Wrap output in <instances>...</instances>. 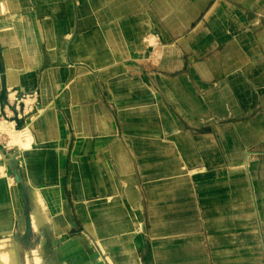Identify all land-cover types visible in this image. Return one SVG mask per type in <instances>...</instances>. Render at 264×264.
I'll list each match as a JSON object with an SVG mask.
<instances>
[{
	"label": "crops",
	"instance_id": "0c3cea01",
	"mask_svg": "<svg viewBox=\"0 0 264 264\" xmlns=\"http://www.w3.org/2000/svg\"><path fill=\"white\" fill-rule=\"evenodd\" d=\"M4 90L38 106L0 188L17 247L264 264V0H0ZM30 190L56 191L66 220L35 232Z\"/></svg>",
	"mask_w": 264,
	"mask_h": 264
},
{
	"label": "rangeland",
	"instance_id": "374dc122",
	"mask_svg": "<svg viewBox=\"0 0 264 264\" xmlns=\"http://www.w3.org/2000/svg\"><path fill=\"white\" fill-rule=\"evenodd\" d=\"M16 96V94H15ZM29 101L30 99L28 100H25L24 103L25 105H27V107L24 109L25 112L28 111L29 107H28V104H29ZM15 110L17 114H19L18 116H21V107L19 108V106L17 104H15V102H13L12 104L9 105V110H6L5 109V102H2L0 103V124H5L7 122H5V118L4 116L7 118H12L11 116V112L12 110ZM11 110V111H10ZM36 110V109H34ZM34 112V111H33ZM33 112L30 113V114H27L25 117H23V121H22V127H21V130H26L25 132L28 133L29 137H30V140H29V143H30V147L27 149V150H30L33 145H34V139H33V136H32V130L33 129H27V124H26V120L28 118H31L32 115H33ZM3 125H0V128H2ZM10 127V126H9ZM20 132V131H19ZM22 138H20V135L12 132L11 133V136L10 134L8 135V139L6 137V135H0V144L3 143L1 146H0V151L2 152V154L6 157L4 158H1L0 157V168L3 169L4 173L3 175L1 174V177L4 176V182L6 183V188L9 187L11 188V183L6 175V169L7 167L10 168V164L11 162H13L14 164L18 161L20 162L21 159L20 157H16L15 155H13V153L11 152V150H18V152H21V151H26L25 148H22L21 145H20V142ZM23 140V139H22ZM6 141H8V143L6 144ZM6 147L8 148V152L4 150V148L6 149ZM1 172V171H0ZM29 198H30V205H31V212L29 214V221H30V215L32 214V211H33V207H35V202H38L40 201L42 206H44V211H45V214L42 218V224L41 225H45V224H48L49 223V218H50V215L55 219H62V220H66V218L68 217V211L65 210L64 208L62 209H56L55 210V206H56V203L59 204V199L57 198L58 194L56 195V191L53 192V191H42L41 193L38 192L37 190H30V193H29ZM62 201V199H61ZM56 216V217H55ZM20 226H21V223H20ZM8 228V225H3V228ZM40 228H36V229H33L35 232L39 231ZM20 230L22 231V228H20ZM33 235H31V238H29L28 240H26L23 244L24 246H18L17 247V244L16 242L13 240L12 236H11V230L9 229H6V230H3L2 232H0V238H7V244L6 246L7 247H12L14 248L15 250V253L12 254V259H14V261L18 264H54V261H53V258H52V255L49 254V255H46L44 254V249H40V245L37 246V240H34V237H32ZM36 236V235H35ZM23 249H26L24 250L23 252ZM73 249V248H71ZM19 252H20V255H19ZM81 258H84L83 256L82 257H79V259ZM97 262L95 264H104L102 259L100 258V256H97L93 261H96ZM8 261V260H7ZM70 261H66L65 264H69ZM2 264H10V262L8 261L7 262H4Z\"/></svg>",
	"mask_w": 264,
	"mask_h": 264
},
{
	"label": "bare ground",
	"instance_id": "6f19581e",
	"mask_svg": "<svg viewBox=\"0 0 264 264\" xmlns=\"http://www.w3.org/2000/svg\"><path fill=\"white\" fill-rule=\"evenodd\" d=\"M6 90H4L2 93L6 95ZM7 98V97H6ZM35 109H38V106L36 105L35 106ZM14 115V114H13ZM32 118V117H31ZM31 118H28L26 120V124H27V129H31L32 128V119ZM5 121L7 122V124H12V131L13 132H17L21 129V126H22V123H18L16 125H14V123L11 122V119L9 121V118H5ZM6 124V123H5ZM1 125V124H0ZM26 130H20V132L18 133V135H20V138L22 142H20V145L22 148H25L26 150L30 147V143H29V140H30V137L28 135L27 132H25ZM5 130L4 128H0V133H4ZM1 135V134H0ZM11 136V134H10ZM0 157L1 158H4L6 156H4L2 154V152L0 151ZM0 188L2 189H5L6 188V183L4 182V176L1 177V174L3 175L4 171L3 169L0 168ZM5 175V173H4ZM46 215L45 214V211H44V208L43 206H38V202H35V207H34V210L32 212V215H31V222L30 224L32 225V227L34 229H36L38 227V225L40 224L41 222V218ZM7 238H0V264L4 263V262H7L8 261L10 262V264H18L14 261V259H12V254L15 253V250L14 248L12 247H7L6 244H7ZM8 260V261H7ZM97 262V261H96Z\"/></svg>",
	"mask_w": 264,
	"mask_h": 264
},
{
	"label": "built area",
	"instance_id": "2783aa9c",
	"mask_svg": "<svg viewBox=\"0 0 264 264\" xmlns=\"http://www.w3.org/2000/svg\"><path fill=\"white\" fill-rule=\"evenodd\" d=\"M30 95L32 96L35 94H30ZM24 97L25 96H23V95H16V97L13 99V101H10L9 99L6 98V101H5V109L6 110H9V105L12 104L13 102H15V104H17L19 106V108L21 107V112H22L21 116H18L19 114H17L16 111L13 109L11 112L12 118L7 117V118H9V121L11 119V122L14 123V125L18 124L19 122L22 123L23 117H25L27 114H30L33 111H35L34 109H35L36 105L34 104V106H33L30 103L28 104V107H29L28 111L27 112L24 111V109L27 107V105H25V103H24ZM4 118H6V117L4 116ZM13 118H16V119L13 120Z\"/></svg>",
	"mask_w": 264,
	"mask_h": 264
},
{
	"label": "water",
	"instance_id": "95a60500",
	"mask_svg": "<svg viewBox=\"0 0 264 264\" xmlns=\"http://www.w3.org/2000/svg\"><path fill=\"white\" fill-rule=\"evenodd\" d=\"M6 101V95L2 94V97L0 98V103L5 102ZM16 118H13V120H15Z\"/></svg>",
	"mask_w": 264,
	"mask_h": 264
}]
</instances>
